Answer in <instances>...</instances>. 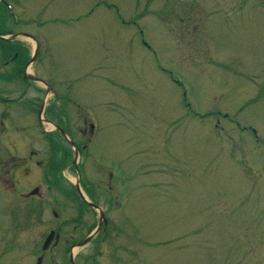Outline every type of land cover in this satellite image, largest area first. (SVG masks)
Instances as JSON below:
<instances>
[{
    "label": "rangeland",
    "instance_id": "obj_1",
    "mask_svg": "<svg viewBox=\"0 0 264 264\" xmlns=\"http://www.w3.org/2000/svg\"><path fill=\"white\" fill-rule=\"evenodd\" d=\"M4 1L0 33L36 38L18 37L99 117L95 150L119 165V253L98 263L264 264V0ZM14 220L0 210V264L48 235Z\"/></svg>",
    "mask_w": 264,
    "mask_h": 264
},
{
    "label": "flooded vegetation",
    "instance_id": "obj_2",
    "mask_svg": "<svg viewBox=\"0 0 264 264\" xmlns=\"http://www.w3.org/2000/svg\"><path fill=\"white\" fill-rule=\"evenodd\" d=\"M0 4L5 7L0 24L7 26L13 13L4 0ZM16 32L0 33V210L17 219V231L48 235L33 245L28 258L15 260L8 251L6 255L16 264H99L104 257L116 258L119 250L109 243L116 237L115 227L108 224L110 212L120 206L122 178L118 163L104 161L103 153L95 150L99 117L86 113L68 87L59 91L60 80L38 54L39 43L32 50ZM72 107L85 113L81 126L75 124ZM90 161L106 170L107 178L90 177ZM61 217L64 220L58 221ZM75 217L82 221L72 225ZM93 218H98L96 225ZM7 227L0 224V232ZM81 227L83 233L78 232Z\"/></svg>",
    "mask_w": 264,
    "mask_h": 264
},
{
    "label": "water",
    "instance_id": "obj_3",
    "mask_svg": "<svg viewBox=\"0 0 264 264\" xmlns=\"http://www.w3.org/2000/svg\"><path fill=\"white\" fill-rule=\"evenodd\" d=\"M21 34H22V35H26V36H29V37L34 38L32 35H30L29 33H26V32H22ZM34 39H35V38H34ZM36 49H37V48H36ZM36 51H37V50L34 51V54H35ZM74 148H75V147H74ZM75 150H76V148H75ZM76 151H77V150H76ZM52 236H53V234H50V235L47 237L45 243H48V242L52 239Z\"/></svg>",
    "mask_w": 264,
    "mask_h": 264
},
{
    "label": "trees",
    "instance_id": "obj_4",
    "mask_svg": "<svg viewBox=\"0 0 264 264\" xmlns=\"http://www.w3.org/2000/svg\"><path fill=\"white\" fill-rule=\"evenodd\" d=\"M2 9H3V11L5 12V7L4 6H2ZM6 31V30H5Z\"/></svg>",
    "mask_w": 264,
    "mask_h": 264
}]
</instances>
